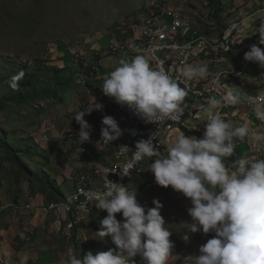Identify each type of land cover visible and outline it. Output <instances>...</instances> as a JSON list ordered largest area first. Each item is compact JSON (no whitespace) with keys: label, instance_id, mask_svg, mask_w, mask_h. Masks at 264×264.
I'll list each match as a JSON object with an SVG mask.
<instances>
[{"label":"clouds","instance_id":"9594fccd","mask_svg":"<svg viewBox=\"0 0 264 264\" xmlns=\"http://www.w3.org/2000/svg\"><path fill=\"white\" fill-rule=\"evenodd\" d=\"M260 32L262 35L251 43L259 41L261 46L264 45V27ZM246 45L236 42L234 46H242L245 50ZM261 46L253 44L244 53V59L252 62L251 66L255 62L264 68V48ZM242 51H234L237 60ZM180 71L185 83L207 79L210 75L205 63L186 64ZM24 76L23 70L18 71L10 78L9 87L18 90ZM101 90L118 105L127 106L145 123H158L169 118L179 120L188 95L186 88L162 66H153L144 55L122 59L105 78ZM227 91L222 99L213 96L207 100V106L202 110L205 123L200 138L178 132L169 141L166 154H162L153 143L157 140L153 134L136 142L133 160L138 162L145 157H155L149 167L155 183L164 188L170 186L190 200L191 207L187 211L191 222L179 224L182 241H189L188 233L214 234L199 247L198 255L190 257L191 264H264V156L257 157L248 148L253 158L226 163L235 152L236 139L242 141L248 137L254 143H264V131H251L247 123L235 126L221 115L218 109L223 103L235 105L240 102L239 94ZM248 96L250 101L251 95ZM260 96L263 98L256 102L255 112L258 118L264 119V96ZM103 107L94 96L83 111L75 112L80 145L90 142L92 131L84 117L93 111H103ZM101 124L97 143L110 144L123 135L112 116L104 115ZM251 126L254 127L252 123ZM133 166L128 163L119 169L121 178L130 176ZM95 197V207L107 213L100 221L96 236L100 241L110 237L115 248L95 254L89 251L83 258L74 253L64 264H137L136 257H140L143 264L183 261L179 253H174L175 245L170 239L173 231L166 227L160 212L163 205L157 199L152 200L153 207L145 208L137 201L136 187L130 189L107 176L104 190ZM117 213L122 214V222L116 219Z\"/></svg>","mask_w":264,"mask_h":264},{"label":"rangeland","instance_id":"374dc122","mask_svg":"<svg viewBox=\"0 0 264 264\" xmlns=\"http://www.w3.org/2000/svg\"><path fill=\"white\" fill-rule=\"evenodd\" d=\"M152 1L166 4L174 2L183 8V14L188 15H192L190 8H194L197 12L196 24L201 32H206L213 39L220 38L224 28L238 23V21L232 23L227 15H224L223 8L220 21H214L209 15L207 3L205 4L203 0H138L141 6L139 11L135 10L137 7L135 0H0L1 63L10 64L14 68L26 65L31 74L43 80L50 77L51 67L76 68L81 72L70 87L58 93L57 98L8 103L5 109L0 111V128L15 138L20 136L36 138L45 148L46 144L63 141L67 144V149L77 155L75 148L70 145L71 141L66 139L68 130H73L75 126V112L84 109L85 105L101 91L104 79L100 78L99 73L106 78L122 59L128 60L123 55L109 53L108 45L113 41L131 40V25L136 24L140 16H147V8ZM251 8L255 10V6L248 10ZM261 16L259 13V17ZM262 27L264 23L259 19L256 34L239 37L236 32L235 42L245 45L251 43ZM49 147L47 148L49 154L65 160L60 155L61 147L57 145L54 148ZM33 162L38 164L37 167L43 166L40 160ZM28 164L31 169L35 166L32 162ZM53 164L56 166L55 162ZM0 170L14 181V188L3 190L0 194V203L1 205L11 203L10 208L19 215L23 205H18L17 198L21 193L28 195L30 183L26 177H21L18 183L15 182L16 167L7 160L1 149ZM45 172L52 179L54 187L68 195L66 186L56 182L49 171ZM70 184L71 182H68V185ZM136 198L145 208L153 207V199L149 195L141 194ZM158 201L163 205L160 212L167 224L166 227L173 231L170 239L175 245L174 253H179L184 258L183 261H170V264H191L190 257L198 255L199 247L214 234L188 233L189 241L185 243L180 238L183 233L179 224L182 221L191 222V217L188 213L181 212L174 201L167 199ZM4 213L0 211V214ZM106 215L91 220L78 232L68 231L66 226L62 229L59 223L58 229L50 228L46 222L41 232L30 234L29 242L37 247L47 248L44 252H49L53 246L60 264H64L74 253L83 258L89 251L95 254L98 251L115 248L110 237L100 241L95 233L100 229V221ZM116 219L122 222V214L117 213ZM63 236L65 240L62 239ZM135 259L137 264H143L140 257Z\"/></svg>","mask_w":264,"mask_h":264},{"label":"built area","instance_id":"2783aa9c","mask_svg":"<svg viewBox=\"0 0 264 264\" xmlns=\"http://www.w3.org/2000/svg\"><path fill=\"white\" fill-rule=\"evenodd\" d=\"M148 9L147 17L131 25V40L113 41L108 45V51L126 57L146 56L153 66H162L181 87L186 88L187 96L197 100L202 106H207V100L210 97L222 99L226 96L228 91L225 89L227 87L225 82L240 78L251 66L252 62L244 59V53L249 51L253 44L261 46L258 40V42L254 41L255 43L246 45L237 62L231 63L228 54L236 43L234 34L237 32L238 23H233L225 28L220 38L213 39L201 32L196 24L195 16L183 14L163 2L152 1L149 3ZM136 32L137 35H135ZM196 61H206L210 75L207 79H193L185 83L180 70L186 64ZM248 95L250 94H244L242 101L244 106L251 107ZM261 98L263 97L260 95L255 96L256 102L258 103ZM112 103L115 111V115L112 117L117 120L119 127L123 130V135L118 140L110 142V144L97 143L100 140L102 127V118L97 111L84 117L92 126L90 142L79 144L76 135L79 125L75 119L73 130H68L66 134V139L71 141L79 157L91 151L96 158V152L101 153V156L99 155L95 161L94 158L88 156L85 162L91 163L74 172V189L70 195L42 208L43 212H62L65 215V226L69 231H76L77 228L89 223L93 210L97 209L95 194L104 190L106 176L109 180L125 184L128 187L131 183L140 184L143 191L159 187L155 183L153 173L149 170L155 157H145L138 162L133 160L136 142L140 139H148L154 134L157 140H154L153 143L162 154H166L165 142L174 128L184 123L186 118L196 117V108L189 105L190 103L187 101H185V111L179 120L169 118L158 123H145L127 106L118 105L113 99ZM228 107H231V104L223 103L218 111ZM252 125L254 126V122ZM121 146L126 147L122 148ZM249 150L257 157L264 156V150L258 151L253 146H249ZM128 163L134 165L131 174L121 178L119 169L122 170ZM11 206L12 204L9 206L0 204V211ZM22 209L31 212L33 207L27 204Z\"/></svg>","mask_w":264,"mask_h":264},{"label":"crops","instance_id":"0c3cea01","mask_svg":"<svg viewBox=\"0 0 264 264\" xmlns=\"http://www.w3.org/2000/svg\"><path fill=\"white\" fill-rule=\"evenodd\" d=\"M203 1L205 4H208L207 0ZM135 3L137 4L135 10L139 11L141 6L140 4H138V0H135ZM221 3L223 5L224 15H227V18L232 23L238 21L237 35H239V37L242 35L251 36L253 34H256L257 21L259 19H261V21L264 23V0H221ZM169 5L173 8H176L180 12H184L183 8L175 4L174 2H170ZM251 6H255V10L252 8L251 10H248ZM190 10L192 11L190 13L196 17V10L194 8H190ZM259 13H261V17L263 18L259 17ZM144 18L145 17L140 16V20H138V22L142 21ZM203 33L208 38H213L209 37L206 32L203 31ZM238 44H240V42H238ZM261 48H264V45H262ZM127 58L128 60H131V58L133 57ZM200 63H205L208 66V63L206 61H196L190 64L199 65ZM99 76L100 78L105 80V78H103L105 77V75H100L99 73ZM225 83L227 86L225 88L226 90L228 89L229 91H234L236 94H239L240 102L235 105L231 104V107L221 109L219 111L221 115L226 120L232 122L235 126H240L247 123L251 131H264V119H260L257 117V114L255 112L256 101L253 98L254 95L257 94L264 96V68H260L257 63L253 62L252 66L247 69L242 77L233 81H226ZM246 93H249L251 95L250 102L251 105H253V107L251 108H247L246 106H244V103L242 101V96ZM96 101L102 103L104 106L103 111H97L100 114L101 118L104 115H115L112 99L105 96L102 93V90L98 92ZM185 101L189 102V105L196 108V117L186 118L184 120V123L174 128L173 132L166 139V148L168 147L169 141L174 139L178 132H183L186 136H196L197 138H200L203 134L205 121L202 119V110L204 107H206V105L202 106L197 100H193L189 96L185 98ZM87 104L85 106H87ZM253 120L255 121L254 127L251 126ZM34 140L41 146L42 149L46 151L50 145L51 147L53 146V148L56 145L62 148V150L60 151V155L65 160L63 161L61 159H57L58 156L54 157L53 155L48 153L50 160L43 169L44 171H49V174L53 176V179L56 182H61V184L65 185V190L68 192V195H70L74 189V172L76 170L84 168L91 162H85V160L79 162L78 160L80 157L78 155H74L70 151V149H67V144H65L63 141L62 143H56L54 141L51 144H46L47 148H45L38 139L34 138ZM235 144L236 149L234 154L232 155L235 161H238L241 158H253L248 151L250 145L256 146L258 149H264V143H254L248 137H246L242 141L236 139ZM70 145L72 146V144ZM95 160L97 159L94 158V161ZM54 162L56 163V166L53 164ZM226 163L231 164V162L228 160L226 161ZM50 180L52 179L50 178ZM68 182H71V184L68 185ZM139 185L140 184L134 183L129 184L130 188L136 187L137 196L146 194L149 195L152 199H167V201H174V204L178 205V208L181 212L184 211L188 213L187 210L189 207H191L190 200L188 198H185L181 193L173 191L170 186L167 188L159 186L149 191H143L141 190ZM10 188H14V181L10 180L8 174L0 170V194L3 192V190L8 191L10 190ZM21 189L24 193L26 192L22 187ZM60 192L63 194V196H68L65 195L64 192ZM17 203L18 205L23 206L29 204L33 207V210L31 212H27L22 209L18 215V213L16 214L15 211H12L11 208H8L4 210V214H0V264H60L58 261L57 252L54 251L53 246H51L52 249L49 252H44L47 248L44 249L43 246L37 247L34 243H30L29 236L33 232L37 234L41 232V228H43L46 222H48L47 225L50 228L53 227L55 229H58L57 224L59 223L61 224L60 227H62V229H65V215L62 212H43L42 208L44 206H47L48 203L46 200V196L40 193H36L33 195L29 194V191L28 195H24L23 193H21L17 198ZM9 205H11V203L5 204V206ZM100 211L101 210H99V212ZM103 214H105V212H102L101 215ZM98 217H100V215ZM49 219L51 220L49 221ZM83 227L77 228L76 232L80 231ZM25 235L27 237H25ZM62 239L65 240V237L63 236Z\"/></svg>","mask_w":264,"mask_h":264},{"label":"trees","instance_id":"16d2710c","mask_svg":"<svg viewBox=\"0 0 264 264\" xmlns=\"http://www.w3.org/2000/svg\"><path fill=\"white\" fill-rule=\"evenodd\" d=\"M207 1L210 17L214 21L219 22L223 8L221 2L219 0ZM261 35L262 33L259 32L256 37ZM243 49L244 47L242 46H233L232 51L228 54V59L232 63H235L237 57L234 55V51H242ZM51 69L50 77L43 80L31 74L30 70H27L26 65L14 68L10 64L0 62V111L4 110L8 103H21L38 98H57L58 93L70 87V84L74 83V80L79 77L78 74L81 73L76 68L69 67H51ZM20 70L25 72L24 79L19 82L18 90H13L9 87V80ZM85 79L87 80L86 77ZM0 149L5 154L7 160L16 167L15 182L18 183L21 177H26L30 183L28 186L29 194L40 193L46 196L48 204L59 202L65 197L58 188L54 187L52 180H50L48 174L44 171V166L50 160L49 154L41 148L34 138L29 136L15 138L0 128ZM96 155L101 156V153L96 152ZM88 156L92 159L95 157L93 152L90 151L88 154L80 156L78 161L82 162ZM33 160L42 161L43 166L37 167L38 164L33 162ZM227 160L231 163L235 162L232 156L227 158ZM29 162L35 164L32 169L28 166ZM105 214L107 213L105 212ZM99 215L103 216L101 215V211L99 212L98 209H95L92 212L91 219L95 220Z\"/></svg>","mask_w":264,"mask_h":264}]
</instances>
